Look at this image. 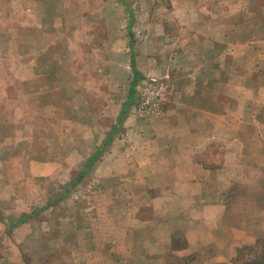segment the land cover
Returning a JSON list of instances; mask_svg holds the SVG:
<instances>
[{
    "label": "rangeland",
    "instance_id": "374dc122",
    "mask_svg": "<svg viewBox=\"0 0 264 264\" xmlns=\"http://www.w3.org/2000/svg\"><path fill=\"white\" fill-rule=\"evenodd\" d=\"M261 14L264 0H0V177L9 180L0 200L10 205L8 212L18 215L22 207L30 212L40 203L45 209L57 200L59 223L54 226L60 229L73 214L76 225L92 226L93 239L99 218L110 234L114 226L99 215L112 209L115 193L128 191L115 182L117 165L124 171L120 166L130 160L127 148L146 143L144 131L176 96L184 68L193 63L192 53L210 49L205 41H197L195 48L188 36H218L222 52L228 27ZM242 37L235 29L234 48L245 44ZM131 44L142 76L134 88V104L125 109L133 80ZM252 83L262 85L264 78ZM224 92L220 88V95ZM257 114L264 122V110ZM120 119L121 129L94 170L83 183L65 189ZM217 150L221 158L222 147ZM19 189L22 196L16 200L11 192ZM129 203L123 199L119 205ZM248 203L234 202L236 216L205 233L212 243L196 255L181 256V243H174L165 264H235L237 250L248 244L242 243L233 258L219 253L233 238L228 230L247 226ZM45 217L52 221L54 216ZM261 223L264 231V220ZM78 232L86 235V229ZM259 240L264 239L251 245ZM260 250L262 246L253 253ZM163 261L161 255L154 258Z\"/></svg>",
    "mask_w": 264,
    "mask_h": 264
},
{
    "label": "crops",
    "instance_id": "0c3cea01",
    "mask_svg": "<svg viewBox=\"0 0 264 264\" xmlns=\"http://www.w3.org/2000/svg\"><path fill=\"white\" fill-rule=\"evenodd\" d=\"M229 28L222 52L218 36H188L194 39L195 48L197 41H205L210 49L192 53L193 63L184 68L176 96L163 106L162 117L144 131L146 143L127 148L130 160L120 166L124 171L117 165L115 182L128 191L115 193L112 209L99 215L114 226L110 234L101 228L99 218L94 224L97 239H93L92 226L76 225L73 214L60 229L54 226L59 223L57 200L45 209L40 208L42 203L30 212L22 207L14 215L2 199L0 264H160L154 262L160 255L165 264L174 243H181L183 257L196 255L211 244L205 233L217 230L226 217L236 216L237 200H249L244 212L247 226L228 230L233 238L226 241L225 249L219 247L225 250L219 254L233 258L242 243L251 245L264 237L260 228L264 220V122L257 114L264 110V84L252 83L254 78H264V14L244 17ZM235 29L243 34L241 42L245 43L237 49L232 38ZM130 51L131 67L134 60L141 77L132 44ZM236 59L240 63L235 65ZM132 79L125 109L131 98V106L134 104L131 90L135 91L138 79L134 75ZM220 88L225 91L221 95ZM218 147H222L221 158L217 157ZM0 181V196H5L2 191L9 180L0 177ZM77 181L73 177L65 189L80 184ZM11 194L16 200L22 196L20 189ZM123 199L130 202L125 207L119 205ZM137 200L146 202L145 206L138 207ZM46 215L54 216L52 221ZM79 227L86 229L85 238Z\"/></svg>",
    "mask_w": 264,
    "mask_h": 264
},
{
    "label": "trees",
    "instance_id": "16d2710c",
    "mask_svg": "<svg viewBox=\"0 0 264 264\" xmlns=\"http://www.w3.org/2000/svg\"><path fill=\"white\" fill-rule=\"evenodd\" d=\"M132 67H133L134 80H137L140 77V73L135 68V61L134 60L132 62ZM134 84H135V81H134ZM131 91H132L131 94L133 97V93H134L133 88ZM132 99L133 98H131V102H129L126 107L131 106ZM121 127H122V120L120 119L118 121L117 127H114L112 129L111 133L108 135V137L105 139L103 144L100 146L99 150L93 156H91V158L85 164L83 170L78 174V176H77L78 181L77 182H81L84 179L85 175L91 170L94 163L98 160V158L103 153V151L112 143V141L114 140V136L119 132ZM76 184L77 183H75L74 185H76ZM262 239H264V238H262ZM263 241L264 240L258 242L255 245H246V246L239 248L237 250L236 257L233 259V262L235 264H240V263L243 264V262L245 260H247V262H245L244 264H264V242ZM261 246H262V250H260L257 253H253V252H255V250H257ZM251 252L253 253V255L250 254ZM245 257H247V258H245ZM176 261H177V259H176ZM178 261H180V259ZM177 264H180V263H177ZM181 264H187L186 260H181Z\"/></svg>",
    "mask_w": 264,
    "mask_h": 264
}]
</instances>
